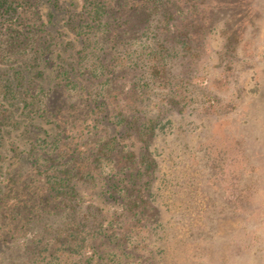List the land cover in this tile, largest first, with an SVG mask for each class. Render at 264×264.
I'll use <instances>...</instances> for the list:
<instances>
[{
  "label": "trees",
  "instance_id": "obj_1",
  "mask_svg": "<svg viewBox=\"0 0 264 264\" xmlns=\"http://www.w3.org/2000/svg\"><path fill=\"white\" fill-rule=\"evenodd\" d=\"M78 1L79 8L73 0H0V49L7 40L0 50V253L8 242H21L26 264L44 250H52L46 263L63 264L56 244L82 248L84 233L104 235L101 224L86 230L98 214L83 208L80 190L99 186L104 162H111L116 179L109 193L117 198L119 189L135 217L136 208L149 207L157 168L149 145L170 124L163 115L184 113L195 102L190 93L200 77L201 38L220 14L209 6L213 0H134L127 14L105 0ZM127 28H138L143 38L136 57L120 49ZM223 35L240 37L237 30ZM120 58L128 60L116 71ZM127 74L128 86L111 92ZM158 86L168 90L161 111L149 117L140 107ZM72 91L85 109L84 127L74 137Z\"/></svg>",
  "mask_w": 264,
  "mask_h": 264
},
{
  "label": "rangeland",
  "instance_id": "obj_2",
  "mask_svg": "<svg viewBox=\"0 0 264 264\" xmlns=\"http://www.w3.org/2000/svg\"><path fill=\"white\" fill-rule=\"evenodd\" d=\"M105 1L122 14L135 4L134 0ZM73 2L76 8L81 6L78 0ZM209 6L220 12L219 21L213 24L209 14V27H215L201 38L205 51L197 59L200 77L189 92L195 102L184 113L163 115V121L171 120L170 124L149 145L150 157L157 162L147 199L151 204L136 208L140 216L128 212L119 189L114 193L117 198L109 193L116 179L111 162H104L99 186H80L86 192L83 208L98 214L90 218L86 230L101 224L104 235L94 239L84 233L82 248L56 244L59 262L230 264L233 258L247 255L244 226L260 223L257 216L264 214V0H213ZM228 30L239 31L240 37L227 40L223 32ZM126 31L122 42L126 46L120 49L137 56L143 40L140 31ZM92 35L101 37L100 41L103 36L99 31ZM104 44H98L97 52ZM87 51L91 53L92 47ZM95 58L90 54L87 67L92 68ZM127 60H116V71H122ZM131 79L127 74L109 90L116 93ZM155 90L152 101L140 107L149 117L161 111V94L168 88ZM70 95L76 101L74 117L78 119V131L70 133L74 137L84 127L85 109L76 91ZM212 96L218 99L213 102ZM6 245L0 253L1 264H26L21 242ZM51 251L37 253L35 264H48Z\"/></svg>",
  "mask_w": 264,
  "mask_h": 264
},
{
  "label": "clouds",
  "instance_id": "obj_3",
  "mask_svg": "<svg viewBox=\"0 0 264 264\" xmlns=\"http://www.w3.org/2000/svg\"><path fill=\"white\" fill-rule=\"evenodd\" d=\"M257 219L261 222H253L244 226L247 255L233 258L230 264H261L264 260V256L259 255L264 252V214H258Z\"/></svg>",
  "mask_w": 264,
  "mask_h": 264
}]
</instances>
